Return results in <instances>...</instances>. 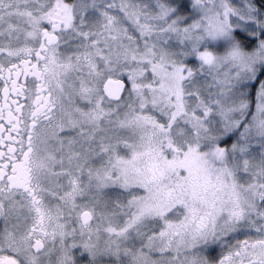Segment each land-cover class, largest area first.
I'll list each match as a JSON object with an SVG mask.
<instances>
[{
    "label": "snow or ice",
    "instance_id": "obj_1",
    "mask_svg": "<svg viewBox=\"0 0 264 264\" xmlns=\"http://www.w3.org/2000/svg\"><path fill=\"white\" fill-rule=\"evenodd\" d=\"M0 264H264V0H0Z\"/></svg>",
    "mask_w": 264,
    "mask_h": 264
}]
</instances>
